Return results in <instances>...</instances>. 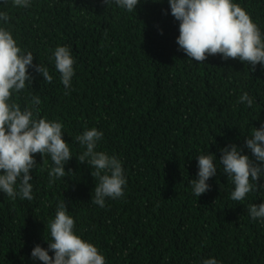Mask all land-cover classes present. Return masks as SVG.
I'll use <instances>...</instances> for the list:
<instances>
[{
	"label": "trees",
	"instance_id": "16d2710c",
	"mask_svg": "<svg viewBox=\"0 0 264 264\" xmlns=\"http://www.w3.org/2000/svg\"><path fill=\"white\" fill-rule=\"evenodd\" d=\"M233 2L264 37V0ZM0 11L10 17L0 26L53 76L45 82L29 67L32 85L14 92L13 101L23 109L39 96L40 117L62 123L73 155L65 164L73 171L49 183L51 157L35 154L31 201L0 191V264H43L31 250L48 247L47 225L62 200L76 233L97 246L105 264H201L207 258L264 264V222L247 211L264 202V188L231 200L234 185L219 163L220 150L231 143L252 155L244 143L264 123V67L253 71L219 54L204 63L188 58L177 44L179 21L168 0H141L132 12L114 0H31L29 7L0 0ZM57 46H68L75 61L69 88L55 69ZM244 92L252 107L239 103ZM92 127L104 134L97 150L120 159L127 180L123 196L106 198L103 208L91 200L98 180L77 160L86 146L75 137ZM208 151L216 155L217 173L197 197L190 181L197 177V156Z\"/></svg>",
	"mask_w": 264,
	"mask_h": 264
},
{
	"label": "clouds",
	"instance_id": "9594fccd",
	"mask_svg": "<svg viewBox=\"0 0 264 264\" xmlns=\"http://www.w3.org/2000/svg\"><path fill=\"white\" fill-rule=\"evenodd\" d=\"M107 5L111 0H103ZM129 12L136 11L141 0H114ZM147 2V0H145ZM160 2V0H152ZM171 15L179 21L177 44L188 58L204 63L209 55H221L222 59H239L251 65L264 67V37L250 14L233 0H168ZM31 0H13L14 6L29 7ZM167 14V10H164ZM10 17L0 11V21L8 23ZM162 34V29L160 30ZM55 69L65 88H69L74 76V58L68 46H57L53 52ZM32 52H23L18 46L12 31L0 26V191L15 200L31 201L33 185L32 171L37 166L35 154L42 160L49 155L54 164L49 172V183L66 177L65 164L73 157L69 142L63 138V125L55 120L40 117L39 96H32L30 104L23 109L14 102L13 93L32 85L34 77L29 67L40 73L45 82L51 83L53 76L43 64H33ZM239 103L252 107L253 97L244 92ZM103 132L95 127L85 128L75 137L86 146L77 158L86 163L93 178L98 183L92 192V202L101 208L105 199H118L123 196L127 183L122 162L114 155L97 150ZM244 148L235 143L223 147L219 163L223 172L230 178L234 188L230 199L243 201L247 194L264 188L260 183L264 177V123L252 129L246 137ZM216 155L208 151L197 156V177L191 179L193 194L197 197L210 190L207 183L217 173ZM94 193V194H93ZM248 214L253 220L264 222V202L248 206ZM47 228L50 231L48 247L36 244L31 250L33 260L43 264H105V257L92 242L83 239L75 231V220L68 214L66 200L59 201L54 219ZM50 251L52 255H50ZM201 264H218L215 258L202 260Z\"/></svg>",
	"mask_w": 264,
	"mask_h": 264
}]
</instances>
